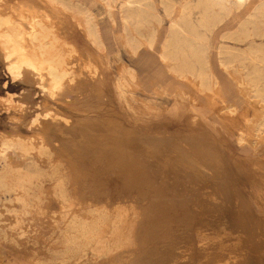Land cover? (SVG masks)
<instances>
[{"label":"rangeland","instance_id":"374dc122","mask_svg":"<svg viewBox=\"0 0 264 264\" xmlns=\"http://www.w3.org/2000/svg\"><path fill=\"white\" fill-rule=\"evenodd\" d=\"M124 1L0 0V134L28 137L27 125L45 113L81 132L58 138L67 153L66 207L46 178L42 210L31 208L16 221L15 212L1 208L0 264H264V103L249 83L263 58L248 49L264 47V37H223L263 0H248L237 13L214 8L223 17L206 32L204 59H195L211 68L215 83L207 89L165 65L155 70L170 19L181 4L191 7L188 0H171L170 17L161 0H132L127 29ZM142 2L155 15L143 24ZM44 21L54 24L71 64L60 88L46 70L26 82L10 72L17 52H29L23 30ZM87 24L96 25L98 38ZM149 30L156 35L152 55L142 36ZM219 47L228 53L218 54ZM219 61L233 64L225 71ZM1 149L19 154L0 143ZM6 206L21 210L18 202Z\"/></svg>","mask_w":264,"mask_h":264},{"label":"bare ground","instance_id":"6f19581e","mask_svg":"<svg viewBox=\"0 0 264 264\" xmlns=\"http://www.w3.org/2000/svg\"><path fill=\"white\" fill-rule=\"evenodd\" d=\"M185 2H186V0H185ZM160 3L164 6L165 14H167V16L170 17V13H171V9H172L171 0H161ZM247 3H248V0H188V4H189V6H191L190 8L187 7V2H186V5L181 4L180 9L178 10V14H176L175 17L170 19V26H168L169 28H167V30H166L165 38H163L162 41L159 43L158 47H160V51H159L158 55H159V60L161 63H160L159 68L155 69L156 72L158 73V72L162 71V66L165 65L168 68V70L172 71L173 74H176L178 77L183 78V77H186L188 75L194 76L195 79L199 80V85L202 89L209 88L210 84L213 81L215 83V79H212L213 76H211L212 75L210 72L211 68L207 62L195 61V59L203 58L202 56L208 50V47L205 43V41L207 39L206 32L210 33L212 28H214L215 25L219 21H221V19L223 17V16L218 17V16H216V14L214 15L213 14L214 8L219 7L221 12L222 11L223 12L234 11L235 13H237L242 8V6L247 4ZM134 4L135 3L132 0H125L121 6V8L123 7L127 12V14L125 16L126 19L124 22L125 29H127L129 27V25H132L130 16L127 17V15L129 12L134 10L133 9ZM138 4H136V5H138ZM137 8H138V6H137ZM150 10L153 11V7L151 8V3H149V2L143 3L142 2V24H143V21H148L147 19H149V20L155 19L154 14H148V11H150ZM194 11H196V12H194ZM80 12L83 13L84 11L80 10ZM253 12H254V14L248 20H244V21L240 22L238 24V26L234 29L233 32H230L223 37H225L227 39L234 40V41H238V42H242V41L247 40V39H252L254 37H264V0L259 2L258 4H256L253 7ZM192 14L194 16L196 14L198 15L196 18L193 19V21L191 20ZM51 21H53V20L51 19ZM51 23H49V25H47V23H45V21H44V25H40L38 22L37 26L30 27V28H26L24 26V24L20 25V26H22L21 28L27 29V30L26 29L23 30L22 34H25V35H23L24 36L23 40H25L27 43H29L31 45L29 46V52H28L30 54L28 55V53L24 52L28 56H26L23 53L20 54L19 53L20 51L17 49V51H19V52H17L19 54V55L17 54V56H19V57H17L18 61L9 65L10 70H11L10 72H12V74L15 76V80L17 82H26L27 80H32L31 75H34L35 72H38L39 71L38 69H40V70H46L47 71V75L49 78H51L53 85L55 87L60 88V86L62 85V81L65 79V76H66L65 74H66V70L68 68L67 66L70 63L67 62V60H68V58L66 57L67 54H65V52L63 50L62 40L59 37L60 35H58V32H56L57 31V30H55L56 28L54 29V24H51ZM31 25H33V23ZM87 25L90 27L89 30L87 29L89 31L90 35H94L98 38V31L96 29V25L95 24H91V25L87 24ZM59 26H61V25H59ZM55 27H58V25H56ZM64 28H65V26H64ZM200 28H203L204 31L203 32L200 31ZM248 28H251V29L249 30ZM7 31H8V29H7ZM7 31L5 33V34H7L6 37L8 36L10 39H12L13 35L10 34L12 31L11 32H9V31L7 32ZM59 31L61 32V30H59ZM21 35L19 36V38L21 37ZM142 36L145 37V39H146L145 41L147 44V49L149 51V54L150 55H152L154 53L156 54L155 49L157 48V46L155 44L156 43L155 31L149 30L146 32V34L142 32ZM0 37H1V35H0ZM16 37H17V35H16ZM14 38H15V35H14ZM249 42H250V44H253V41H249ZM19 44H21V43H19ZM14 45H15V43H14ZM23 47H25L24 42H23ZM248 49L252 55H257V57H253V59L254 58H260V57H261V59L263 58V61L261 60L259 62L260 64L263 65V67L262 68L255 67L250 72L251 74H250V82L249 83L253 89L252 92L254 93V97L257 98L259 101L264 103V57L261 56V55H264V47L249 46ZM15 50L16 49H14L12 54L16 53ZM22 51H23V49H22ZM223 51H224V53L227 52L225 49H222L221 47H219L217 52H218V54H223ZM70 52L72 53V50L69 51V53ZM258 55H260V57ZM9 57H11V56L8 55V58ZM86 59H87V57H86ZM231 63L232 62H229V61H219V65L225 71H227L231 67ZM41 79H42V76H40V80ZM211 79H212V81H211ZM216 82H217V79H216ZM242 82L244 84V81H242ZM40 85H41L40 81H38V87L39 88H41ZM68 90H70V89L67 88L66 91L68 92ZM47 116H49V115L47 113H45V114H42L43 120H40L38 118L37 119L34 118L33 120H31V122L27 125L28 129H26V130H30V132H31L28 137L18 135L19 133H15L13 135L10 134L12 136L0 134V143H1L3 148H6V149L14 148L15 151L17 150L19 152V154L11 155V154L5 153L4 149L3 150L1 149V151H0V223L3 221V220H1V217L3 216L2 214H3V211H5V210H6V212H12V211L15 212L14 215L16 217V221L22 215L29 213L31 208L38 207L39 210H42L43 207L41 205L43 204L44 199H46V193H45V182H46L45 179L46 178H48L49 180H52L54 182L52 193H53L54 197L56 198V200L60 204H62L63 206H65L69 203V199H68V195H67V189H66L67 186H66V182H65L64 173H63V171L65 170L63 168V165H64L63 157L67 156V153L65 152L66 150L64 149L65 146H63L60 143L61 141H59L58 138H60L62 140L64 135H69V134L72 135V134H74V132L76 133V135H78V133L80 134L81 132L74 131L73 125L67 126V125L62 124L64 122H61V120H65L62 116H59L57 114H54L50 117H47ZM46 118H49V119L47 120ZM45 120H47V121H45ZM20 122L21 123L23 122L22 124H24V121H20ZM14 132H16V131H14ZM134 135H136V134L134 133ZM61 136H63V137L61 138ZM139 136L140 135L138 134V137ZM127 138H128V136H127ZM137 143L139 144V142H137ZM63 149L65 151H63ZM52 157L56 158V160L53 161ZM17 158L23 159L25 163L29 164L28 165L29 168L24 167L23 165L25 163L23 164L22 163L23 161L18 162ZM30 164H32L35 168L30 169V167H31ZM17 165L18 166L20 165V166L17 167ZM52 165H53V167H51ZM46 166L48 167V169H46L48 171L50 170L49 168L51 167L50 173H48V171H43V167H46ZM68 192H69V190H68ZM69 195H70V193H69ZM49 201H51V200H49ZM17 202L21 204V210L18 212V214L16 213L17 210H14L15 207L13 208L11 206L12 204H15ZM46 203H47V201H46ZM46 203L44 202V205ZM7 204H10L11 208H7L8 207V206H6ZM49 205H47V206H49ZM2 207L4 209L3 211L1 209ZM17 215H18V217H17ZM11 218H14V216L12 215ZM85 219L86 218H84V220ZM94 219H92V220H94ZM100 221H102V219ZM91 222H93V221H91ZM85 224H86V222H85ZM77 225H76V222H73L72 228L76 229ZM3 228H4V226H3ZM1 229H2V227L0 224V234H1ZM91 229H94V228L92 227ZM61 230H59V231H61ZM63 230H65V229H63ZM78 233H80V232H78ZM77 234H75V235H77ZM84 234H86V233H84ZM92 234L93 233H91L90 236H92ZM97 234H98V232H97ZM2 237H6V235H4ZM10 237H9V239H10ZM65 237H66V235H65ZM9 239H7V240H9ZM0 240H2V239H0ZM69 241H70L69 238H67V242H69ZM81 241H83V240H81ZM13 244H14V242H13ZM73 245H74V243H73ZM57 251L58 250H56V253H57ZM53 257H55V256H53ZM54 262H56V261H54ZM60 263H61V261H60ZM247 264H249V263L247 262Z\"/></svg>","mask_w":264,"mask_h":264},{"label":"crops","instance_id":"0c3cea01","mask_svg":"<svg viewBox=\"0 0 264 264\" xmlns=\"http://www.w3.org/2000/svg\"><path fill=\"white\" fill-rule=\"evenodd\" d=\"M45 99V101H47V98H44ZM49 101V100H48ZM25 103H26V101H25ZM31 109V108H30ZM28 111H30V110H28ZM29 117V114L27 115V116H25V120H27L26 118H28Z\"/></svg>","mask_w":264,"mask_h":264}]
</instances>
